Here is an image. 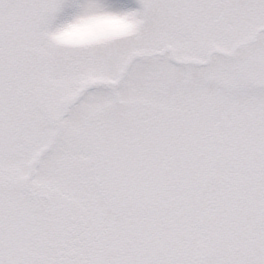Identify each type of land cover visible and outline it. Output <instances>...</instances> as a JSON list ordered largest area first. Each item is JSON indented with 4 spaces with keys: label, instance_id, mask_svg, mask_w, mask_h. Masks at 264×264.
<instances>
[{
    "label": "snow or ice",
    "instance_id": "6c2138e0",
    "mask_svg": "<svg viewBox=\"0 0 264 264\" xmlns=\"http://www.w3.org/2000/svg\"><path fill=\"white\" fill-rule=\"evenodd\" d=\"M0 264H264V0H0Z\"/></svg>",
    "mask_w": 264,
    "mask_h": 264
}]
</instances>
